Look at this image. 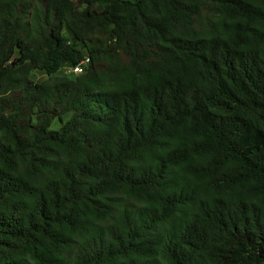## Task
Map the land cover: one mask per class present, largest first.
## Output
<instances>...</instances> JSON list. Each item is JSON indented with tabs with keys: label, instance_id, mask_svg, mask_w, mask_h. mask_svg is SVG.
<instances>
[{
	"label": "trees",
	"instance_id": "16d2710c",
	"mask_svg": "<svg viewBox=\"0 0 264 264\" xmlns=\"http://www.w3.org/2000/svg\"><path fill=\"white\" fill-rule=\"evenodd\" d=\"M0 264H264V0H0Z\"/></svg>",
	"mask_w": 264,
	"mask_h": 264
},
{
	"label": "rangeland",
	"instance_id": "374dc122",
	"mask_svg": "<svg viewBox=\"0 0 264 264\" xmlns=\"http://www.w3.org/2000/svg\"><path fill=\"white\" fill-rule=\"evenodd\" d=\"M62 74H65V75H68V76H74V75H75V73L72 71V68H69V67H63V68L59 71V73H57V75H62ZM31 78H32L35 82L39 83V82L45 80V79L47 78V75H46V73L43 72V71H40V70H33V71L31 72ZM52 128H53V129H54V128H57V124H54V125L52 126Z\"/></svg>",
	"mask_w": 264,
	"mask_h": 264
},
{
	"label": "built area",
	"instance_id": "2783aa9c",
	"mask_svg": "<svg viewBox=\"0 0 264 264\" xmlns=\"http://www.w3.org/2000/svg\"><path fill=\"white\" fill-rule=\"evenodd\" d=\"M72 71H73L75 74H79V73L82 71V66L78 65V66L72 68Z\"/></svg>",
	"mask_w": 264,
	"mask_h": 264
}]
</instances>
